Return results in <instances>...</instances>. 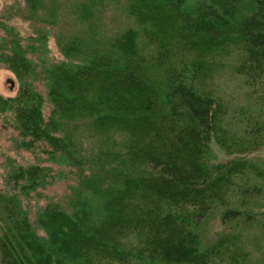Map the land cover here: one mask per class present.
Returning a JSON list of instances; mask_svg holds the SVG:
<instances>
[{"label":"trees","instance_id":"16d2710c","mask_svg":"<svg viewBox=\"0 0 264 264\" xmlns=\"http://www.w3.org/2000/svg\"><path fill=\"white\" fill-rule=\"evenodd\" d=\"M24 2L33 35L0 22V118L50 163L9 159L0 264H264V0Z\"/></svg>","mask_w":264,"mask_h":264},{"label":"rangeland","instance_id":"374dc122","mask_svg":"<svg viewBox=\"0 0 264 264\" xmlns=\"http://www.w3.org/2000/svg\"><path fill=\"white\" fill-rule=\"evenodd\" d=\"M61 3L66 4L68 0H60ZM25 11L24 0H0V22L5 23L15 29L24 38L33 35L34 25L31 21L23 17V12ZM106 18L109 29H115L121 24L119 20V7L116 3L110 5L108 11L106 12ZM62 20V19H61ZM61 22L62 26L71 30L72 22L65 21ZM54 28V27H53ZM55 29V28H54ZM57 30V29H56ZM0 34H5V29L0 27ZM24 43L27 40L24 39ZM48 62L59 61L64 57L59 52L56 42L51 38L48 42L47 52H45L42 57ZM19 89V80L16 75L5 65L0 64V96L2 97H12L15 96ZM45 93V92H44ZM51 111L50 103L46 102L44 112L48 115ZM15 132L12 126L0 118V187L4 185V175L6 173V166L8 165L9 159L15 160L22 164L28 162L42 161L44 163H50L47 160V155L44 154L40 149L34 151H27L16 146ZM213 149L217 155L219 161H227L233 157V155H228L224 153L214 142H212ZM257 155L264 158V147L261 149ZM55 166V177L51 185L44 192L52 196L55 199L64 198L70 193L71 185L75 182V175L70 168ZM38 203L37 200H33L29 204V208L32 211L36 209ZM221 229V224L218 221H214L210 224V230L216 231Z\"/></svg>","mask_w":264,"mask_h":264}]
</instances>
